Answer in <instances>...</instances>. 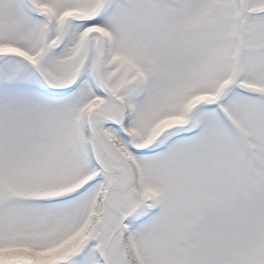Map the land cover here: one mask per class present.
Instances as JSON below:
<instances>
[{"label":"snow or ice","instance_id":"6c2138e0","mask_svg":"<svg viewBox=\"0 0 264 264\" xmlns=\"http://www.w3.org/2000/svg\"><path fill=\"white\" fill-rule=\"evenodd\" d=\"M0 264H264V0H0Z\"/></svg>","mask_w":264,"mask_h":264}]
</instances>
